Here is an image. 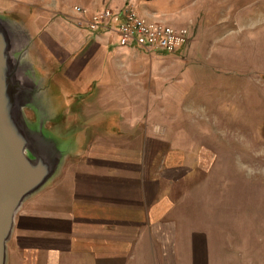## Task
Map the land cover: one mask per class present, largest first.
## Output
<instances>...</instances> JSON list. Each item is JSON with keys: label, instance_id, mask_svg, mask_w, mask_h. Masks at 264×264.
<instances>
[{"label": "rangeland", "instance_id": "1", "mask_svg": "<svg viewBox=\"0 0 264 264\" xmlns=\"http://www.w3.org/2000/svg\"><path fill=\"white\" fill-rule=\"evenodd\" d=\"M125 3L148 20L186 26L189 41L174 52L147 51L109 35L101 51L116 59L89 63V75L71 85L70 94L94 101L95 134H151L165 141L166 150L195 153L196 169L183 173L172 191L180 210L208 225L214 213L219 233L226 239L229 231L235 246L244 239L256 243L264 212V0H0V18L18 43L29 42L40 56L47 51L36 37L41 29L58 39L51 24L80 27L74 6L92 13ZM111 67L125 73L105 75ZM110 83L114 87L101 98L105 106L98 107L100 84ZM125 111L140 115L142 124L131 129L120 123ZM69 112L65 127L72 126ZM24 113L35 119L31 109ZM86 119L79 116V123Z\"/></svg>", "mask_w": 264, "mask_h": 264}, {"label": "crops", "instance_id": "2", "mask_svg": "<svg viewBox=\"0 0 264 264\" xmlns=\"http://www.w3.org/2000/svg\"><path fill=\"white\" fill-rule=\"evenodd\" d=\"M51 28L59 40L41 29L36 37L46 53L38 56L31 46L26 58L49 95L46 128L68 147L52 179L16 211L6 264H264L263 210L256 243L244 239L236 246L229 231L223 239L214 213L208 225L197 213L180 210L172 191L183 173L196 169L195 153L166 150L165 141L151 134L93 132L91 122L99 113L94 101L74 100L70 88L89 75L86 66L93 60L116 59L101 50L108 36L116 39L117 34L71 28L67 22ZM124 70L111 67L105 75ZM100 87L98 107L105 106L101 98L114 84ZM68 109L71 127L64 126ZM125 115L120 123L129 128L142 124L140 115ZM79 116L86 122L79 123Z\"/></svg>", "mask_w": 264, "mask_h": 264}, {"label": "water", "instance_id": "3", "mask_svg": "<svg viewBox=\"0 0 264 264\" xmlns=\"http://www.w3.org/2000/svg\"><path fill=\"white\" fill-rule=\"evenodd\" d=\"M16 37L0 18V264H6L16 211L52 179L68 147L46 128L49 95L26 58L29 42Z\"/></svg>", "mask_w": 264, "mask_h": 264}, {"label": "built area", "instance_id": "4", "mask_svg": "<svg viewBox=\"0 0 264 264\" xmlns=\"http://www.w3.org/2000/svg\"><path fill=\"white\" fill-rule=\"evenodd\" d=\"M73 10L75 21L80 27L92 32L116 33L120 45L135 43L147 51L157 48L174 52L190 38L186 26L174 27L161 21L148 20L129 3L105 6L92 13L80 5L74 6Z\"/></svg>", "mask_w": 264, "mask_h": 264}]
</instances>
